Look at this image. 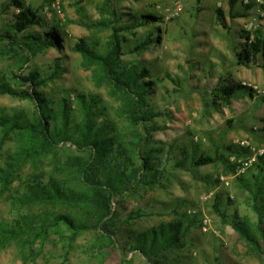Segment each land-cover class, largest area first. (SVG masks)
<instances>
[{
    "label": "rangeland",
    "instance_id": "obj_1",
    "mask_svg": "<svg viewBox=\"0 0 264 264\" xmlns=\"http://www.w3.org/2000/svg\"><path fill=\"white\" fill-rule=\"evenodd\" d=\"M51 2L25 0L26 5L41 8L42 22L19 36L43 37L58 24L62 30L57 45L30 55L0 37V77L26 89L28 84H19L14 74L37 73L41 79L37 90L51 109L47 114L51 125L60 126L67 118L72 140L24 164L0 195V225L65 213L93 226L74 241L63 225L53 227L43 245L40 240L31 244L26 237L11 241L0 249V264H264V253L235 226L241 222L262 243L264 173L256 168L259 157L236 175L242 161L264 149V99L252 87L264 88V68L240 65L237 57L248 33L244 24L261 17L259 7L243 0L233 10L229 0H111L119 16L113 25L124 28L116 71L124 81L144 72L138 81L146 87L139 115L149 120L135 122L130 109L137 106L138 96L112 81L98 82L99 68L86 66L73 49L83 41L95 52L109 51L113 28L95 24L113 18L110 12L102 13L107 0H63V16L50 19L45 11ZM218 8L225 11L229 29L219 23ZM17 12L11 0H0V35L14 32ZM144 40L152 42L135 50ZM229 82L250 90L238 93L226 106L217 100L216 89ZM79 98L88 106L86 111ZM20 111L34 118L37 105L0 95V113ZM82 127L89 138L98 133L99 151L76 143ZM19 147V137L13 135L0 152V167ZM243 148L246 154L240 151ZM194 154L218 160L198 167L192 164ZM147 162L155 174L153 183L144 168ZM112 170L128 175L136 171L137 178L130 177L112 197L116 215L104 224L109 232L95 224L96 212L90 205L20 202L40 181L55 179L64 188L86 193L91 181L103 180ZM221 177H228L229 184ZM167 223L180 230V248L159 251L151 259L132 250L136 234ZM59 233L67 236L64 242ZM111 234L113 242L108 239Z\"/></svg>",
    "mask_w": 264,
    "mask_h": 264
},
{
    "label": "trees",
    "instance_id": "obj_2",
    "mask_svg": "<svg viewBox=\"0 0 264 264\" xmlns=\"http://www.w3.org/2000/svg\"><path fill=\"white\" fill-rule=\"evenodd\" d=\"M239 0H229L230 9L233 10ZM12 4L18 12L14 15V22L12 28L13 33L5 32L0 35L1 38L8 39L11 44H19L23 49L26 48L30 55H35L41 50L57 45V41L61 39V26L54 24L49 27V31L43 37H36L34 35H24L20 37L31 27L42 22L41 8H35L31 5H26L25 0H11ZM102 13L110 12L113 16L108 21H100L95 24L104 25V27L113 28L111 47L106 54L95 52L88 44L81 41L74 46V50L79 52L83 58L85 65H95L100 70V80H109L114 82L118 87L126 86L130 92L137 95V100H140L135 107V104L130 109V116L133 121L149 120L148 117L139 115L143 103L145 102L146 87L144 84L138 83L139 79L144 75H140L133 79V81H124L122 75L116 71L119 66L120 56L123 54L120 32L124 28H119L113 24L119 22V16L116 9L112 6L111 0H107L103 5ZM154 18V17H153ZM156 18V17H155ZM217 18L219 23L225 28L229 29V22L225 11L222 8L217 9ZM151 20V19H150ZM246 40L242 44V49L237 53L238 63L240 65H258L264 68V31L257 30L254 33V38L251 39L250 33L243 36ZM151 40H144L137 44L135 50L146 49ZM115 74V75H114ZM14 78L19 84H28L26 89L14 87L9 81L0 77V95H11L22 99H29L34 101L37 105V113L34 118H30L27 113L20 111L13 115L0 113V126L2 134L0 135V152L4 144L12 138L13 135H18L20 141L19 150L10 155L6 166L0 167V195L4 193L14 181L24 164L33 157L40 156L51 152L57 148L60 143L71 139V134L68 130L67 118H64L60 126L51 125L47 115L51 109L48 106L47 100L43 94L37 90V86L41 84L40 76L37 73H29L28 75L14 74ZM122 88V87H121ZM245 90H250L247 86L240 83L229 82L224 87L217 88L216 98L226 106H230L235 96L238 93H244ZM79 102L83 103V110L86 111L88 106L79 98ZM217 103V101H214ZM218 104V103H217ZM67 104H65V107ZM89 113V112H87ZM85 128L87 124L85 120ZM84 127L81 129V134L77 138L76 143L82 146H91L93 150L100 146V141L95 139L98 133L89 138V135ZM78 133V130H75ZM73 138V137H72ZM99 151V148L97 149ZM242 154H246L248 150L243 148L240 150ZM218 160L217 157L211 155L201 154L192 156V164L194 166H205L213 164ZM149 162L144 166L147 172H150L149 182L153 183L155 174ZM256 168L260 173H264V155L259 157ZM137 178V173L132 172L130 175L117 170H112L110 174L105 176L103 180H93L90 182V191L86 193H76L70 188H64L59 181L51 179L43 183L39 182V187L30 188L28 193L22 195L20 202L25 204L31 203H64V204H87L93 207L95 215V224L100 228L109 232L106 224L110 219L107 218L116 215L112 210V197L120 191V187L126 186L129 178ZM156 181V180H155ZM137 215V214H135ZM132 215V216H135ZM136 218V217H134ZM108 220V221H107ZM16 224L3 221L0 225V249L4 248L11 241L19 240L23 237L33 244L40 240L42 245L47 240L53 227L66 226L69 231V240L74 241L82 232L92 228L88 222L79 221L65 213H59L51 216H41L32 219H25L23 221H15ZM236 228L241 235L261 253H264V228H260L262 243L258 236L247 229L241 222H235ZM179 229L177 226L167 223L160 225L157 228L143 231L136 234L133 239L132 250L141 252L148 259L156 256L159 251L180 248L179 245ZM33 232V233H32ZM62 241L66 240V235L59 233ZM110 242H113V235L108 236ZM69 241V244L71 242Z\"/></svg>",
    "mask_w": 264,
    "mask_h": 264
},
{
    "label": "built area",
    "instance_id": "obj_3",
    "mask_svg": "<svg viewBox=\"0 0 264 264\" xmlns=\"http://www.w3.org/2000/svg\"><path fill=\"white\" fill-rule=\"evenodd\" d=\"M255 3L257 7H259V14L260 18L255 19L253 21H246L244 24V29L250 33L251 39L254 38V33L257 30H261V28L264 26V0H243V4L247 5L250 3ZM63 0H52L50 7H48L45 11V15L48 18H53L55 15L63 16ZM254 91L259 94L264 99V88H260L257 85L252 86ZM264 155V149H261L259 151H254L251 157L246 159L245 161H242L241 165L238 167L236 171V175H241L245 172L246 169H248L249 166H251L255 161H257L258 157ZM223 183L229 184V178L228 177H221ZM206 229V228H205Z\"/></svg>",
    "mask_w": 264,
    "mask_h": 264
},
{
    "label": "crops",
    "instance_id": "obj_4",
    "mask_svg": "<svg viewBox=\"0 0 264 264\" xmlns=\"http://www.w3.org/2000/svg\"><path fill=\"white\" fill-rule=\"evenodd\" d=\"M239 1H240V0H239ZM239 1L237 2L235 8L237 7V5H239ZM247 13H249V11H247ZM244 18H245V16H237V17H236V19H244ZM251 96H254V95H251ZM263 102H264V100H263ZM261 109H264V107H262Z\"/></svg>",
    "mask_w": 264,
    "mask_h": 264
}]
</instances>
